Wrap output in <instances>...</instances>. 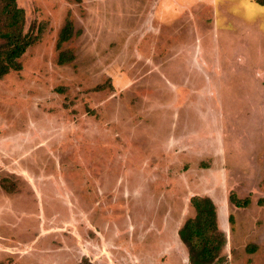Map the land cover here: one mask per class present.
Here are the masks:
<instances>
[{
	"label": "rangeland",
	"instance_id": "374dc122",
	"mask_svg": "<svg viewBox=\"0 0 264 264\" xmlns=\"http://www.w3.org/2000/svg\"><path fill=\"white\" fill-rule=\"evenodd\" d=\"M16 1L37 39L0 78V264H189L194 195L215 264H264V3Z\"/></svg>",
	"mask_w": 264,
	"mask_h": 264
},
{
	"label": "trees",
	"instance_id": "16d2710c",
	"mask_svg": "<svg viewBox=\"0 0 264 264\" xmlns=\"http://www.w3.org/2000/svg\"><path fill=\"white\" fill-rule=\"evenodd\" d=\"M264 3V0H261ZM25 12L16 0H0V78L11 70L22 69L20 58L36 41L37 36L25 32ZM74 35L71 22L61 29L57 47L70 40ZM74 59L71 51L61 50L58 62L64 64ZM230 199L238 206H244L250 200H239L235 194ZM191 204L195 208L194 217L188 218L179 229V237L188 248L189 264L222 263L227 256L222 255L227 245V234L221 229L218 210L210 196L194 195Z\"/></svg>",
	"mask_w": 264,
	"mask_h": 264
},
{
	"label": "crops",
	"instance_id": "0c3cea01",
	"mask_svg": "<svg viewBox=\"0 0 264 264\" xmlns=\"http://www.w3.org/2000/svg\"><path fill=\"white\" fill-rule=\"evenodd\" d=\"M217 210H218V209H217ZM218 220H219V212H218ZM219 225H220V223H219ZM220 227H221L222 230H224L222 226H220ZM224 231H225V230H224Z\"/></svg>",
	"mask_w": 264,
	"mask_h": 264
}]
</instances>
